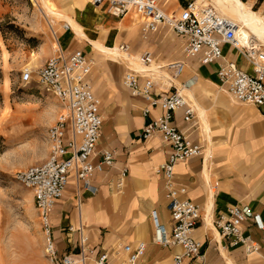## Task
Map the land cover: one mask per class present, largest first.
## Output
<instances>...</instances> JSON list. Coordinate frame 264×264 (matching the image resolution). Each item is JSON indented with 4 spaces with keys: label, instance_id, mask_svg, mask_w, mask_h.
Here are the masks:
<instances>
[{
    "label": "crops",
    "instance_id": "obj_1",
    "mask_svg": "<svg viewBox=\"0 0 264 264\" xmlns=\"http://www.w3.org/2000/svg\"><path fill=\"white\" fill-rule=\"evenodd\" d=\"M49 1H52L56 13L70 25V29L63 28L59 35L62 51L67 55L81 51L94 62L89 81L101 100L104 122L93 162H102L101 152L105 149L116 152L112 166L103 165L92 175L95 192L82 189L76 177L70 176L64 196L52 214L59 258L79 257L82 236L88 238L85 246L87 264H93L103 253L109 254L112 264H120L141 242L147 246L141 260L145 264H170L179 251L155 242L153 213L157 214L161 224H171L166 179L157 173L159 166L168 160L171 147L158 134L147 140L141 136L146 124L160 116L161 109L152 107L148 99L133 95L123 85V76L133 64L130 59L127 62L116 58L111 52L127 43L133 57L146 50L153 52L155 63L151 67L168 83L172 72L167 66L177 61L185 62L180 78L188 84L186 88L199 108L195 107V126L191 129L183 120L182 109L175 114L179 128L189 131L191 137L206 148L203 156L179 162L175 168V182L185 188V193L179 196L194 201L200 207L203 219L194 232L202 244V256L186 263L264 264V246L252 254L244 247L231 248L213 225L214 219L225 214L230 207L250 206L259 221L250 219L244 229L253 240L263 241L264 106L232 105L224 92L216 90L220 63L203 65L199 62V73L192 76L188 72L191 67L185 60L183 42L173 31V34H166L163 30L169 28L165 26H161L150 39L143 40V22L136 14L129 19L130 14L119 18L111 15L105 6L94 7L89 0H46L48 4ZM170 1H161L166 12L173 5ZM74 24L80 30H76ZM181 44L183 58L158 63L156 51L160 47L179 48ZM225 53L226 59L236 60L242 69L252 72L251 64L228 46ZM172 91L161 88L159 82L156 84L157 94ZM145 108H150L149 116L144 115ZM199 110L205 116L207 132L203 129ZM19 125V130L11 131L12 136L21 137L31 127L30 122L19 121ZM124 169L127 173L123 175ZM71 227L73 232L69 231ZM36 264L62 263L52 261L47 254Z\"/></svg>",
    "mask_w": 264,
    "mask_h": 264
},
{
    "label": "built area",
    "instance_id": "obj_2",
    "mask_svg": "<svg viewBox=\"0 0 264 264\" xmlns=\"http://www.w3.org/2000/svg\"><path fill=\"white\" fill-rule=\"evenodd\" d=\"M161 1L89 0L94 7L105 6L111 15L119 18L131 13L138 15L143 22V40L150 39L161 26L169 28L183 42L187 58L196 59L203 65L220 63L218 82L227 88L236 101L264 106V51L260 45L252 41L251 46L241 47L237 39L238 23L220 14L212 5L204 6L191 0L178 15H171L163 9ZM63 28L67 30L70 25L66 23ZM226 46L249 62L252 72L242 69L236 60L226 59ZM119 49L131 52V46L127 43L121 44ZM120 59L129 62L126 58ZM139 60L146 70L141 72L129 66L123 76V85L133 95L142 96L149 100L152 107L161 109L160 116L146 124L141 136L147 140L158 134L171 147L168 160L157 169V173L163 174L166 179L171 224H161L157 214L153 213L155 242L163 247L179 249L170 264H187V261L202 256V244L195 238L194 232L203 219L201 209L194 201L179 196L185 193V188L175 182V168L179 162L203 156L205 147L193 139L189 131L179 128L175 121L176 112L182 109L183 120L190 125L189 129L195 126V105L173 82L182 75L186 64L177 61L167 66L172 72L168 88L175 90L162 95L156 93L157 72L151 67L155 63L153 52L146 50L140 53ZM93 66V60L81 51L67 55L58 44L54 54L38 70L29 66L22 73L25 84L34 82L36 75V82L47 92L53 93L62 105V110L47 131V158L17 175V179L33 192L46 241V253L52 261L62 264H87L85 246L88 238H80L82 248L79 257L59 258L52 224L56 204L64 196L71 175L76 177L82 189L95 192L96 187L91 183L92 175L101 170L103 165L112 166L116 155L115 150L108 148L101 152V163L93 162L104 122L101 100L89 81ZM150 114V108H145L144 115ZM126 173L127 169H124L123 175ZM250 219L259 221L250 206L234 205L214 219L213 225L229 247H244L252 254L261 250L264 238L259 243L246 233L244 225ZM69 231L73 232V228ZM146 247L145 243H139L120 264H145L141 260ZM93 264L112 262L109 254L103 253Z\"/></svg>",
    "mask_w": 264,
    "mask_h": 264
},
{
    "label": "rangeland",
    "instance_id": "obj_3",
    "mask_svg": "<svg viewBox=\"0 0 264 264\" xmlns=\"http://www.w3.org/2000/svg\"><path fill=\"white\" fill-rule=\"evenodd\" d=\"M187 1L191 0H171L173 5L168 13L178 15ZM243 1L248 2L253 11H264V0ZM35 4L32 0H0V264H36L47 255L33 192L17 175L47 158V131L62 105L53 93L36 82V75L34 82L25 84L22 73L29 66L38 70L54 54L67 21L42 15ZM163 31L173 34L170 30ZM156 54L159 64L183 58L182 44L179 48L162 46ZM185 57L191 67L188 72L192 76L199 73V61ZM157 82L163 89L170 85L158 74ZM173 82L178 88L185 84L180 77ZM218 85L215 89L224 92L232 105L253 106L236 101L226 87L221 89ZM19 121L30 122L31 127L23 136L14 137L11 131L19 130Z\"/></svg>",
    "mask_w": 264,
    "mask_h": 264
},
{
    "label": "bare ground",
    "instance_id": "obj_4",
    "mask_svg": "<svg viewBox=\"0 0 264 264\" xmlns=\"http://www.w3.org/2000/svg\"><path fill=\"white\" fill-rule=\"evenodd\" d=\"M32 2L36 3L35 5L38 6L40 11L42 12V15H46L48 16V18L55 16L61 18L60 15L56 13L52 1H49V4L46 2V0H32ZM197 2L198 4L203 3L204 6L212 5L220 14L231 18L238 23L239 28L237 31V39L241 47L245 48L247 46H251L252 41L256 43V40H258L261 43L260 45V43L258 42L261 50H264V11H253L252 6L248 2L243 0H198ZM74 25L76 30H80V27L78 25ZM111 54H113L116 58L123 57L127 60L130 59L134 67L131 64L130 66L138 71L143 72L144 70H146L145 67L141 64L139 56L133 57L130 55V53L122 52L119 47L114 49ZM179 90L187 95L189 99L194 101V98L188 92V89L185 85L179 86ZM195 106L197 109H199L196 103ZM199 112L204 123L203 129L206 131L205 116L201 110H199ZM209 154L210 150L208 149V158Z\"/></svg>",
    "mask_w": 264,
    "mask_h": 264
}]
</instances>
